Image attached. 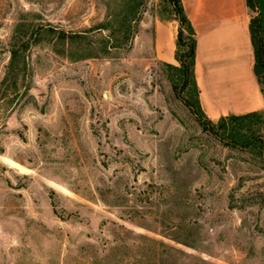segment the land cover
<instances>
[{
  "label": "rangeland",
  "instance_id": "1",
  "mask_svg": "<svg viewBox=\"0 0 264 264\" xmlns=\"http://www.w3.org/2000/svg\"><path fill=\"white\" fill-rule=\"evenodd\" d=\"M171 1L0 0V264H264V114L235 142L153 58Z\"/></svg>",
  "mask_w": 264,
  "mask_h": 264
},
{
  "label": "crops",
  "instance_id": "2",
  "mask_svg": "<svg viewBox=\"0 0 264 264\" xmlns=\"http://www.w3.org/2000/svg\"><path fill=\"white\" fill-rule=\"evenodd\" d=\"M196 31L195 78L207 119L264 112V91L255 73L256 54L247 0H182ZM153 58L179 65V22L151 17Z\"/></svg>",
  "mask_w": 264,
  "mask_h": 264
},
{
  "label": "trees",
  "instance_id": "3",
  "mask_svg": "<svg viewBox=\"0 0 264 264\" xmlns=\"http://www.w3.org/2000/svg\"><path fill=\"white\" fill-rule=\"evenodd\" d=\"M247 4L249 7L253 6L251 0H247ZM164 11L167 12L168 15L162 16L161 17L162 19H166V20L176 19L179 22V29H178L177 41H176V53H175V57L178 60L179 65H173L168 63H165V65L173 71V73L171 74V78L173 79L174 83L175 84L181 83L184 88H188V93L194 97V101L198 110L205 116L199 102V88L195 78V60H196V48H197V38H196L195 28L186 14L182 0H172L171 6H166ZM136 12L137 10H135L134 13ZM130 13L132 12H128L127 15L124 17L126 21H128V17ZM134 18L135 15L133 16L132 19ZM254 22L255 21H251V34H252V40L256 54L255 73L261 85H263L264 81L260 80V76H259L260 70L258 68L259 48L257 46L256 36L257 33L259 32V28L257 29L254 27ZM116 32L117 29H114L112 31L113 34H116ZM70 37L81 39L85 37V34L71 33ZM123 41L125 43L126 40ZM108 43L109 41L106 42V44ZM111 45H113L114 47H120L121 42H115V44L111 43ZM263 91H264V87H263ZM186 102L189 103L187 100ZM262 114H264L263 111H255L241 115H229L219 119L217 124L225 128V131L229 132V136L233 137V140L235 142H238L241 145L248 146L251 145L253 136L250 134L241 133V130L245 129L246 131L252 132L253 126L258 123V118ZM208 122L215 125L214 124L215 122L209 119Z\"/></svg>",
  "mask_w": 264,
  "mask_h": 264
},
{
  "label": "water",
  "instance_id": "4",
  "mask_svg": "<svg viewBox=\"0 0 264 264\" xmlns=\"http://www.w3.org/2000/svg\"><path fill=\"white\" fill-rule=\"evenodd\" d=\"M259 13L261 18V26H262V34H263V42H264V0H257Z\"/></svg>",
  "mask_w": 264,
  "mask_h": 264
}]
</instances>
